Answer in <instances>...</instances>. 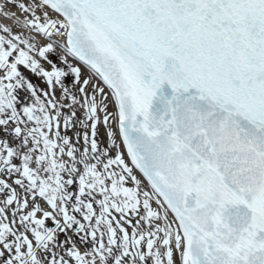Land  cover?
Segmentation results:
<instances>
[{"label":"snow or ice","instance_id":"1","mask_svg":"<svg viewBox=\"0 0 264 264\" xmlns=\"http://www.w3.org/2000/svg\"><path fill=\"white\" fill-rule=\"evenodd\" d=\"M0 17L30 33L0 24V264H264V0H4ZM76 106L79 154L61 134Z\"/></svg>","mask_w":264,"mask_h":264},{"label":"bare ground","instance_id":"2","mask_svg":"<svg viewBox=\"0 0 264 264\" xmlns=\"http://www.w3.org/2000/svg\"><path fill=\"white\" fill-rule=\"evenodd\" d=\"M3 2H4V0H0V3H3ZM20 2L30 3L31 0H20ZM11 10L12 11H15L17 13V16H19L21 18V20H23V14L19 11L18 8H15L14 6H12L11 7ZM0 24H6V25L10 26L12 28V30H13L14 33H21L22 35H25V36L30 35V33H29V31L27 29H24L22 31L21 30V27L19 25L15 24L12 20H8V19H6L4 17H0ZM53 60L55 62L58 61V60H56V57L55 56H53ZM81 66L83 67V65H81ZM45 67L47 68L49 66L45 64ZM21 71L24 72V74L33 82V84L37 85V87L39 89H43L45 91H48L49 90L48 89V86L44 83L42 77H37L35 74H32V73L28 72L27 70L23 69V67H21ZM88 74L89 73H88L87 69H85L84 75L87 76ZM65 83L69 87H72L73 81L70 80L69 78H66ZM19 95H20L21 100H23L25 102H28V99H26V98H28V93H26L24 91H20ZM55 96H56V99L58 101L63 102L62 101V93H61V90L59 88L56 89ZM69 103H70V101H69ZM73 110H75L76 113H77V119L75 121V128H69V129L65 130L63 128V120H62L61 121V124H62L61 134L62 135L67 134L68 136L72 137L73 144L78 149V154H79V151H82L83 148L85 147V145L83 143V133L85 131H88L89 134H90V128L85 129L79 123V120L82 118L83 109L82 108H79L78 106H76ZM62 112H63L64 115H67L69 113V109L67 107H65V108L62 109ZM77 133L80 134V140L79 141H77V139H76ZM0 138H3V134L2 133H0ZM7 138L9 139L10 143L13 144V145L19 142V141L14 140L11 136H8ZM97 139H98V142H100L102 145H106L108 143L107 138L105 136V129H104V126L103 125H100L99 128H98ZM64 159L65 160H68L69 158L65 156ZM16 162L19 163V161H16ZM136 175L142 181H144V185L147 187L146 178H144L142 176V174L138 170L136 172ZM65 178H67L66 175H65ZM71 190L75 191V186H71ZM2 198L3 197H0V199H2ZM45 207H46V205H45ZM47 223H48L49 226H54L52 224V221L51 220H49ZM125 226L127 227V225H125ZM131 231H132V229L129 228V232H131ZM72 235H73L75 241L84 248L83 250H87L88 251V250L91 249L92 245H91L90 242L83 243V242L80 241V239H79L78 236L74 235L73 233H72ZM61 236H63V234H61ZM61 236H60V239H61ZM61 240H63V239H61Z\"/></svg>","mask_w":264,"mask_h":264},{"label":"rangeland","instance_id":"3","mask_svg":"<svg viewBox=\"0 0 264 264\" xmlns=\"http://www.w3.org/2000/svg\"><path fill=\"white\" fill-rule=\"evenodd\" d=\"M56 63H57L58 66H60V67H65V68H66V66L63 65L60 61H57ZM67 78H69L70 80L73 81V77H72L71 75H69V77H67ZM46 207H47V206H46ZM69 235H72V233L69 232ZM64 238H65L64 235L61 236V239H64ZM72 238L74 239L73 235H72ZM74 240H75V239H74ZM76 243H77V242H76ZM77 245L80 247L81 251H87V250H83L84 248H83L81 245H79L78 243H77ZM149 264H151V261H149Z\"/></svg>","mask_w":264,"mask_h":264}]
</instances>
